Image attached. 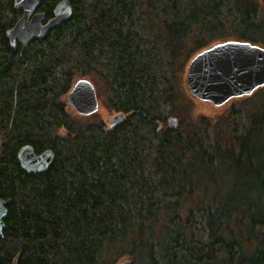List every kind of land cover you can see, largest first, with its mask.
I'll return each instance as SVG.
<instances>
[{
  "label": "trees",
  "instance_id": "16d2710c",
  "mask_svg": "<svg viewBox=\"0 0 264 264\" xmlns=\"http://www.w3.org/2000/svg\"><path fill=\"white\" fill-rule=\"evenodd\" d=\"M69 2L11 47L21 12L0 0V264H264V85L212 119L183 80L213 43L264 47L259 0ZM80 78L124 118L76 113ZM26 144L53 152L45 171L21 167Z\"/></svg>",
  "mask_w": 264,
  "mask_h": 264
},
{
  "label": "water",
  "instance_id": "95a60500",
  "mask_svg": "<svg viewBox=\"0 0 264 264\" xmlns=\"http://www.w3.org/2000/svg\"><path fill=\"white\" fill-rule=\"evenodd\" d=\"M39 5L40 0H13L14 8L21 14L5 31L11 47L16 43L27 44L42 38L71 16L69 0H59L48 18L38 10ZM184 79L194 97L213 105L248 95L264 85V47L239 39L213 43L190 58ZM65 101L80 115H90L98 108L94 85L87 78L74 82ZM123 118L124 114L120 112L113 115L108 123L112 125ZM17 157L25 171L43 172L49 167L54 155L49 149L35 153L32 146L26 144L19 148ZM6 214L5 200L0 198V235ZM129 262V259H124L117 264Z\"/></svg>",
  "mask_w": 264,
  "mask_h": 264
},
{
  "label": "rangeland",
  "instance_id": "374dc122",
  "mask_svg": "<svg viewBox=\"0 0 264 264\" xmlns=\"http://www.w3.org/2000/svg\"><path fill=\"white\" fill-rule=\"evenodd\" d=\"M259 3L261 4V7L264 8V0H259ZM184 77H185V74L183 76L184 85L186 87L187 92L189 93ZM190 97L192 98V102L196 110L202 114L209 116L212 119H217L218 117L226 113V111L229 109L231 104L236 101V98H238V97L231 98L221 105H213L210 102L201 101L192 96ZM97 98H98V108L94 112V114L98 115L99 117H102L103 119L107 121H110L114 114L108 112V110L105 108L102 100L99 98L98 95H97ZM124 258H127V257H122L121 260H124ZM134 264H141V263L137 261V263H134Z\"/></svg>",
  "mask_w": 264,
  "mask_h": 264
}]
</instances>
